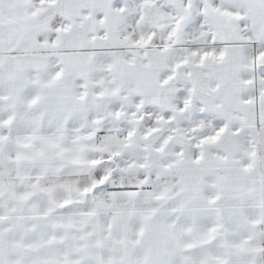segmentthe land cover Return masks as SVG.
<instances>
[{"label":"snow or ice","instance_id":"obj_1","mask_svg":"<svg viewBox=\"0 0 264 264\" xmlns=\"http://www.w3.org/2000/svg\"><path fill=\"white\" fill-rule=\"evenodd\" d=\"M0 264H264V0H0Z\"/></svg>","mask_w":264,"mask_h":264}]
</instances>
